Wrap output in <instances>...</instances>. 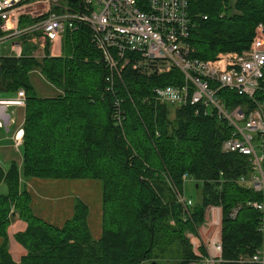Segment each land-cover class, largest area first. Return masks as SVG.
<instances>
[{
    "label": "trees",
    "instance_id": "obj_1",
    "mask_svg": "<svg viewBox=\"0 0 264 264\" xmlns=\"http://www.w3.org/2000/svg\"><path fill=\"white\" fill-rule=\"evenodd\" d=\"M139 5L146 10L145 0ZM189 13L196 18L191 57L203 61L244 52L256 28L264 27V0H190ZM46 54L42 60L25 54L1 62L0 97L24 90L26 117L23 166L0 165V186L7 187V194L0 193V264H17L7 235L16 214L27 224L15 236L27 251L19 264H190L200 259L187 234L197 235L212 206L222 208L221 264H242L241 257L263 248L262 214L248 206L262 195L238 182L250 173L249 160L221 150L230 128L197 107L161 105L153 98L155 88L183 82L179 70L150 77L129 65L112 92L84 25L66 30L60 56H50L49 44ZM37 71L57 90L55 96H38L31 84ZM219 94L228 107L247 101L225 90ZM118 101L121 125L115 119ZM185 174L196 179L193 188L201 195L198 202L192 198L190 214L170 188L172 180L181 188ZM34 178L101 182V238L94 239L90 208L81 200L62 227L36 216L32 196L21 185Z\"/></svg>",
    "mask_w": 264,
    "mask_h": 264
},
{
    "label": "built area",
    "instance_id": "obj_2",
    "mask_svg": "<svg viewBox=\"0 0 264 264\" xmlns=\"http://www.w3.org/2000/svg\"><path fill=\"white\" fill-rule=\"evenodd\" d=\"M0 0V67L3 58H22L24 47H36L30 57L42 60L49 44L50 56L62 44L67 29L84 25L90 29L91 42L102 57L109 90L123 81L126 67L144 76H163L179 70L183 82L178 86L157 87L154 100L161 105L197 107V113L215 116L230 128L221 150L248 158L251 171L238 182L262 195V200L248 203L262 214L264 236V27L260 24L249 49L242 53L222 52L215 59L192 58L190 44L195 19L189 13L190 0ZM22 20H27L21 25ZM207 20V17H204ZM62 46V45H61ZM247 101L228 107L221 91ZM9 96V95H4ZM16 99L0 98L1 104L25 105L26 94L20 90ZM230 97V96H228ZM115 119L122 124L120 102H116ZM24 131H18L15 146L21 147ZM168 178L167 180H169ZM180 188L173 180L170 188L176 201L190 214L194 200L186 194V184L196 179L182 176ZM212 208V207H211ZM211 208L206 214H213ZM239 209L230 215L235 218ZM206 222V217H205ZM208 222V220H207ZM213 233L205 250L192 240L194 254L200 259L190 264H221L222 236ZM190 234L187 237L190 241ZM242 264H264L263 248L251 257H241Z\"/></svg>",
    "mask_w": 264,
    "mask_h": 264
},
{
    "label": "crops",
    "instance_id": "obj_3",
    "mask_svg": "<svg viewBox=\"0 0 264 264\" xmlns=\"http://www.w3.org/2000/svg\"><path fill=\"white\" fill-rule=\"evenodd\" d=\"M61 45L55 47L54 54L56 57L61 55ZM29 49V46H28ZM27 50L24 47V52ZM26 54V53H25ZM29 55V53L27 54ZM4 105V104H3ZM5 111H3L4 116L10 115L9 119L5 123L3 119L0 120V123L4 126L1 130H4V135L0 137V143L9 142L13 146L2 145L0 146V165L4 167H9L11 162H16L21 168L23 166V153L21 147H19L15 152L18 153L20 150L19 156H12V148H15L14 137L21 129L24 131L25 117H26V105H5ZM21 120L19 121V117ZM5 144V143H4ZM5 169V168H4ZM69 181H79L82 180H44V179H31V180H22V187L25 188L32 196V210L36 216L45 220L46 222L57 226L62 227L64 223L74 215V208L77 200H81L80 191L77 190L76 184H71ZM91 183H78L80 186L89 187L90 184H94V180H88ZM99 186V185H98ZM73 187V188H71ZM85 190V187L83 188ZM100 189V188H99ZM0 193L7 194L6 185L2 184L0 186ZM82 201V200H81ZM90 208V207H89ZM98 215L96 219H92V213L90 210L89 216V225L95 240L101 238L102 230L99 228V223L102 219V198L98 202ZM211 207H208V211ZM213 214H206V222L199 227L198 233L190 234L192 242L196 246H201L200 254L207 256L205 250V243H208L210 237L213 233H219L221 236V227H222V208L213 207L211 208ZM208 220V222H207ZM27 228V224L22 221L19 216L16 214L7 229L8 235V249L12 260L19 264L22 258L27 254V251L23 246H21L16 240L15 236L18 233L24 232ZM102 228V222H101ZM196 240V241H194ZM4 240L0 238V248ZM192 246V244H191ZM193 249V246H192Z\"/></svg>",
    "mask_w": 264,
    "mask_h": 264
},
{
    "label": "rangeland",
    "instance_id": "obj_4",
    "mask_svg": "<svg viewBox=\"0 0 264 264\" xmlns=\"http://www.w3.org/2000/svg\"><path fill=\"white\" fill-rule=\"evenodd\" d=\"M25 47L27 48V50H25V53H32L33 51L36 50V47H32L29 46L28 49V44H25ZM62 48V46H61ZM31 84L34 87L35 91L37 92L38 96H42V97H52L55 96L57 94V90H55V88H53L51 85H49L43 77L40 76L39 72H34L32 74L31 77ZM15 95V94H14ZM14 95H9L8 97H3L4 99H11L14 100L16 99V96ZM2 98V97H0ZM174 118V115H172L171 119ZM21 120V116L19 117V121ZM4 135V130H0V137ZM16 136V135H15ZM15 138V137H14ZM15 141V140H14ZM5 143V144H4ZM2 145H12V143L9 142H2L0 143V146ZM18 148L15 146V148H12V156H19L20 155V150H18V153L15 152ZM5 170H7L9 167H4ZM84 181V180H82ZM95 181V180H94ZM71 184L75 183L77 190L80 191V196L79 197L86 205H88L90 207L91 213H92V219H96L97 215H98V202H100V199L102 198V183L99 181L94 182V184H90L89 187L87 186H80V184L78 183H91L88 180H85L84 182H79V181H69ZM99 185V186H98ZM194 184L191 182H188L186 184V194L188 197L193 198L196 202L200 201V191H196L195 188H193ZM85 187V190L83 189ZM73 188V187H71ZM100 188V189H99ZM90 213V214H91ZM102 220V219H101ZM101 222L99 223V228L100 230H102L101 228ZM196 241V240H194ZM191 244V243H190ZM174 249L176 250L174 252V256L175 258H177V250L178 247H174ZM143 264H151V263H143Z\"/></svg>",
    "mask_w": 264,
    "mask_h": 264
},
{
    "label": "water",
    "instance_id": "obj_5",
    "mask_svg": "<svg viewBox=\"0 0 264 264\" xmlns=\"http://www.w3.org/2000/svg\"><path fill=\"white\" fill-rule=\"evenodd\" d=\"M5 105H8V104H1L0 103V120L3 119L5 122L9 119L10 115L8 116H4L2 113L3 111H5ZM4 126H2V124L0 123V130L3 128ZM151 264H158L157 262H152Z\"/></svg>",
    "mask_w": 264,
    "mask_h": 264
},
{
    "label": "flooded vegetation",
    "instance_id": "obj_6",
    "mask_svg": "<svg viewBox=\"0 0 264 264\" xmlns=\"http://www.w3.org/2000/svg\"><path fill=\"white\" fill-rule=\"evenodd\" d=\"M6 122H7V121H6ZM6 122H5V123H6ZM2 126H3V125H2Z\"/></svg>",
    "mask_w": 264,
    "mask_h": 264
},
{
    "label": "bare ground",
    "instance_id": "obj_7",
    "mask_svg": "<svg viewBox=\"0 0 264 264\" xmlns=\"http://www.w3.org/2000/svg\"><path fill=\"white\" fill-rule=\"evenodd\" d=\"M100 65V64H99Z\"/></svg>",
    "mask_w": 264,
    "mask_h": 264
}]
</instances>
